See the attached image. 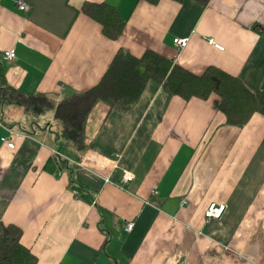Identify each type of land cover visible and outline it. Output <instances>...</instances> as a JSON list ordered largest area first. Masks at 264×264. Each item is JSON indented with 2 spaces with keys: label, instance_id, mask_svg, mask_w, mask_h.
I'll return each mask as SVG.
<instances>
[{
  "label": "crops",
  "instance_id": "crops-1",
  "mask_svg": "<svg viewBox=\"0 0 264 264\" xmlns=\"http://www.w3.org/2000/svg\"><path fill=\"white\" fill-rule=\"evenodd\" d=\"M87 1L117 8L126 21L119 39L82 12ZM121 48L136 57L155 51L197 75L217 67L264 90V0H0L5 78L26 94L58 103L87 91ZM217 99L187 101L149 81L130 109L94 107L84 153L60 141L53 110L5 109L0 234L20 227L38 264H264V116L228 125ZM12 133L14 149L2 140ZM57 154L84 185L80 197L68 171L45 168ZM126 173L133 179L123 184ZM213 203L225 211L207 220Z\"/></svg>",
  "mask_w": 264,
  "mask_h": 264
},
{
  "label": "trees",
  "instance_id": "trees-1",
  "mask_svg": "<svg viewBox=\"0 0 264 264\" xmlns=\"http://www.w3.org/2000/svg\"><path fill=\"white\" fill-rule=\"evenodd\" d=\"M145 1L156 5L161 0ZM82 12L101 25L107 38L117 40L123 35L126 21L115 6L87 1ZM152 80L165 84L172 94L187 101L192 98L207 100L216 95L214 107L225 114L228 125L243 127L253 115L264 116V90L253 92L238 77L222 69L209 67L197 75L155 51L147 50L141 57H136L122 48L96 86L64 97L58 103L45 94H26L9 85L0 59V116L10 107H18L34 117L53 110L55 121L61 125L60 141L77 153H84L88 149L87 122L94 107L104 102L130 109L138 103ZM45 168L56 173L68 171L71 188L80 192L85 190L72 175L70 162L60 154L51 158ZM22 237L20 227L14 224L3 227L0 264H38L37 256L22 243Z\"/></svg>",
  "mask_w": 264,
  "mask_h": 264
},
{
  "label": "built area",
  "instance_id": "built-area-1",
  "mask_svg": "<svg viewBox=\"0 0 264 264\" xmlns=\"http://www.w3.org/2000/svg\"><path fill=\"white\" fill-rule=\"evenodd\" d=\"M18 3H19V8L21 10H25L27 8L26 3L22 2V1H18ZM174 43L177 45L179 50H182L187 44V39H175ZM209 43L213 44L215 47H217L220 50L224 49L222 46H220L218 44H215L213 39H210ZM3 58L5 60H8V61H14L15 58H16V53L14 51H6V52L3 53ZM2 140L8 145L9 148H11V149L15 148V143L13 141V133L10 136H8V137H4ZM132 179H133V176L130 173H126V174H124V176L122 178V183L123 184H127ZM74 192H75V195L77 197L81 196L80 192L78 190H74ZM155 194H157V193L155 192ZM184 203L185 202L183 201V204ZM225 208H226L225 205H217V204H214V203L211 204L206 210V213H205L206 219L207 220H211V219H219V218H221L223 213H224V211H225ZM134 226H135V224L133 222L128 223L126 225V227H125V230L127 232H130L134 228Z\"/></svg>",
  "mask_w": 264,
  "mask_h": 264
}]
</instances>
